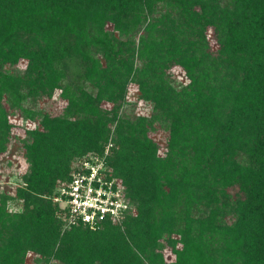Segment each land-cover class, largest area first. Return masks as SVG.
I'll return each instance as SVG.
<instances>
[{
  "label": "trees",
  "instance_id": "16d2710c",
  "mask_svg": "<svg viewBox=\"0 0 264 264\" xmlns=\"http://www.w3.org/2000/svg\"><path fill=\"white\" fill-rule=\"evenodd\" d=\"M130 86L149 116L119 114ZM16 110L36 124L0 192V264H264V0H0V155ZM108 141L128 213L63 223L52 194Z\"/></svg>",
  "mask_w": 264,
  "mask_h": 264
},
{
  "label": "built area",
  "instance_id": "2783aa9c",
  "mask_svg": "<svg viewBox=\"0 0 264 264\" xmlns=\"http://www.w3.org/2000/svg\"><path fill=\"white\" fill-rule=\"evenodd\" d=\"M108 141L101 154L81 156L74 162L68 181L56 187L52 201L63 204L62 219L67 225L78 223L95 225L111 218L119 221L131 207L123 197L121 183L112 177L106 166Z\"/></svg>",
  "mask_w": 264,
  "mask_h": 264
},
{
  "label": "rangeland",
  "instance_id": "374dc122",
  "mask_svg": "<svg viewBox=\"0 0 264 264\" xmlns=\"http://www.w3.org/2000/svg\"><path fill=\"white\" fill-rule=\"evenodd\" d=\"M205 43L210 52H215L217 49V41L214 36V32L212 30V26L208 25L205 27L204 31ZM194 40V39H193ZM16 72L18 73L20 70L24 68V62L20 61L14 67ZM170 77L179 85H184L186 82L184 70L180 67H173L169 69ZM137 92L134 86H130L129 92L125 96L126 104H124L120 110L119 114L126 116L129 119H133L136 116H149L152 111L150 109V104H145L136 97ZM53 102H56V106L59 108L63 105L64 102L57 101V99L48 98V97H39L36 100L35 107H32V110L35 111V108L41 109L43 111L51 109V105ZM27 105L24 104V107ZM103 108H108L109 105L107 103H102ZM16 115L10 118L11 122V130L12 134L9 137L7 146L4 152L0 155V192L5 194H11L16 185L21 184L20 176L22 172H24V163L19 154L20 152V140L25 137V130L28 128H33L36 124L35 120L31 119H21V113L16 110ZM153 129L148 132V135L159 144V153L163 150V145L167 138V132L164 128V121L157 120L152 125ZM78 159V158H77ZM75 159V161H77ZM54 194V193H53ZM52 194V196H53ZM52 200V198H51ZM53 202V201H52ZM55 203V202H53ZM57 205V210L55 212V216L62 219L61 212L63 213V204L61 202L55 203ZM21 209V202L18 199H14L8 197L7 200V210L8 212H19ZM26 264H33L32 255L27 253L26 256Z\"/></svg>",
  "mask_w": 264,
  "mask_h": 264
}]
</instances>
